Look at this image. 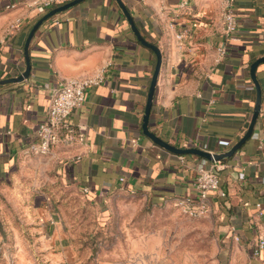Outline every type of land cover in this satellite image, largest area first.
I'll return each mask as SVG.
<instances>
[{"label": "crops", "instance_id": "0c3cea01", "mask_svg": "<svg viewBox=\"0 0 264 264\" xmlns=\"http://www.w3.org/2000/svg\"><path fill=\"white\" fill-rule=\"evenodd\" d=\"M44 1L0 0V184L13 185L14 214L41 223L36 230L48 259L76 264L82 245L41 187L70 184L99 204L119 192L175 204L195 195L197 169L213 161L177 155L144 134L157 59L116 0H85L44 22L29 46V77L9 82L26 71V40L43 16L38 6ZM122 1L141 36L162 54L149 130L177 148L228 153L245 136L257 105L250 70L264 57V0H234L232 35L217 0ZM10 3L16 8L6 9ZM99 74L103 81L89 89L84 106L69 119L76 132L72 144L33 154L35 129L46 119L52 89L63 80ZM256 74L262 98L254 132L220 161L221 188L211 195L207 216L216 221L220 264H264V253L252 256L264 237L257 207L264 211V63ZM26 247L19 239L0 242V264H25L20 250Z\"/></svg>", "mask_w": 264, "mask_h": 264}, {"label": "rangeland", "instance_id": "374dc122", "mask_svg": "<svg viewBox=\"0 0 264 264\" xmlns=\"http://www.w3.org/2000/svg\"><path fill=\"white\" fill-rule=\"evenodd\" d=\"M40 189L53 196L52 211L82 245L76 264H220V237L210 217L192 218L176 203L141 194L119 192L99 204L70 184ZM15 193L9 181L0 184V242H24L25 264H59L47 257L36 230L41 223L14 214Z\"/></svg>", "mask_w": 264, "mask_h": 264}, {"label": "built area", "instance_id": "2783aa9c", "mask_svg": "<svg viewBox=\"0 0 264 264\" xmlns=\"http://www.w3.org/2000/svg\"><path fill=\"white\" fill-rule=\"evenodd\" d=\"M69 0H45L38 6L41 15L46 14L53 8L68 3ZM223 8V22L226 26L227 35H232L237 30V20L234 11V0H217ZM188 1L183 5H187ZM16 4H7L6 9H14ZM58 23V22H57ZM19 22L12 24L10 31L15 30ZM184 37V32L177 38ZM221 55L224 49L220 48ZM103 81L101 74L85 78H71L61 81L51 91L50 102L46 119L38 124L35 129V141L31 145L33 154L44 156L51 149L60 145H71L75 130L69 126V119L75 110L82 108L87 100L88 91L91 87L99 85ZM264 149V143L260 145ZM223 165L220 161L213 160L212 165H200L194 181L195 195H189L176 200V205L182 212L192 218L207 217L212 211L211 195L219 192L221 188L220 172ZM123 181V179H122ZM88 190H85L87 193ZM134 194V193H132ZM225 196L224 193H221ZM258 216L263 217L264 211L260 204ZM264 253V237H259L252 248V256L260 258Z\"/></svg>", "mask_w": 264, "mask_h": 264}, {"label": "water", "instance_id": "95a60500", "mask_svg": "<svg viewBox=\"0 0 264 264\" xmlns=\"http://www.w3.org/2000/svg\"><path fill=\"white\" fill-rule=\"evenodd\" d=\"M85 0H72L62 6L56 7L51 9L50 11H48L46 14H44L32 27L28 38L26 40V44H25V55H26V63H27V67H26V71L19 76L18 78H14L9 80V82H22L25 79H27L31 73V61H30V57H29V46L31 44V41L33 39V37L35 36L37 30L40 28V26L46 22L47 20H49L50 18L54 17L55 15L62 13L64 11L69 10L70 8L78 5L79 3L83 2ZM119 4V6L121 7V9L123 10L126 18L128 19L131 28L135 34V36L137 37V39L147 48L151 49L155 56H156V66H155V71L152 77V81L150 84V89H149V94H148V102H147V106H146V111H145V116H144V122H143V132L144 134L150 138L151 140H153V142H155L157 145L161 146L162 148L173 152L177 155H197L200 156L204 159L210 160V161H221L222 159L226 158V157H231L233 156L238 150H240L244 144L251 138L254 129H255V125L257 122V119L259 117V113L261 110V98H262V90L260 87V84L258 82L257 79V68L259 67L260 64L264 63V57L259 58L258 60H256L252 66H251V78L254 82V84L256 85L257 88V105L255 108V112L253 115V118L250 122V125L248 127V130L245 134V136L226 154L223 155H217V154H213L211 152H207V151H203L197 148H177L175 146H172L170 144H168L167 142L163 141L161 138H159L155 133L151 132L149 130V118H150V114H151V109H152V105H153V99H154V95H155V90H156V85H157V81H158V77H159V73H160V69H161V64H162V54L160 49L154 45L151 44L149 42H147L140 34L138 28L135 25V22L129 12V10L127 9V7L125 6L124 2L122 0H116Z\"/></svg>", "mask_w": 264, "mask_h": 264}, {"label": "trees", "instance_id": "16d2710c", "mask_svg": "<svg viewBox=\"0 0 264 264\" xmlns=\"http://www.w3.org/2000/svg\"><path fill=\"white\" fill-rule=\"evenodd\" d=\"M70 1H72V0H69L68 2H70ZM41 17H39L38 19H40Z\"/></svg>", "mask_w": 264, "mask_h": 264}]
</instances>
